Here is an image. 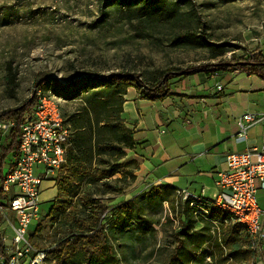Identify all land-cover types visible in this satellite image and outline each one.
Masks as SVG:
<instances>
[{"label":"rangeland","instance_id":"obj_1","mask_svg":"<svg viewBox=\"0 0 264 264\" xmlns=\"http://www.w3.org/2000/svg\"><path fill=\"white\" fill-rule=\"evenodd\" d=\"M167 1L163 15L139 21L102 0H0V113L29 99L42 75L46 80L39 89L57 99L70 128L65 166L41 182L37 218L28 229L34 248L47 250L44 264H54L48 250L73 221L60 212L53 218L50 209L66 205L64 213L73 210L90 224L98 203L108 207L100 223L114 256L96 264H264L262 242L255 247L244 231L233 232L224 220L207 221L208 205L192 201L186 208L177 191L172 201H164L150 192L151 184L137 179L133 147H124L120 126L128 128L124 96L137 88L106 80L129 73L148 81L155 70L264 54V0H191L189 7ZM186 33L195 40L178 38ZM5 134L0 128V146ZM11 158L12 153L5 156L3 173ZM97 167L114 173L95 180ZM187 216L186 234L179 235ZM13 220L10 209H0L1 236L8 240ZM66 264L86 263L76 256Z\"/></svg>","mask_w":264,"mask_h":264},{"label":"crops","instance_id":"obj_2","mask_svg":"<svg viewBox=\"0 0 264 264\" xmlns=\"http://www.w3.org/2000/svg\"><path fill=\"white\" fill-rule=\"evenodd\" d=\"M167 89L153 100L134 89L124 96L122 117L134 139L135 174L149 185L202 192L203 205H208L217 172L225 169V155L264 144V81L229 69L175 77ZM244 113L260 120L247 129L244 141L235 142L237 120ZM256 186L264 230V188ZM259 250L264 252V240Z\"/></svg>","mask_w":264,"mask_h":264},{"label":"built area","instance_id":"obj_3","mask_svg":"<svg viewBox=\"0 0 264 264\" xmlns=\"http://www.w3.org/2000/svg\"><path fill=\"white\" fill-rule=\"evenodd\" d=\"M53 78L59 80L57 76ZM35 97V105L18 123L16 154L0 180V190L9 197L0 204V209L7 207L15 217L9 240L1 236L4 257L0 258V264H44L46 260L47 250L34 248L28 229L37 218L41 182L51 179L65 162L70 128L54 96L36 89ZM259 120L250 113L242 114L237 120L234 141H244L247 129ZM14 124V120L0 121V128L7 132ZM224 162L225 169L217 172L216 190L207 204L226 212L256 247L264 240L256 200V182L264 188V144L231 151L225 155ZM178 193L192 201L203 199L202 192L200 195L188 191Z\"/></svg>","mask_w":264,"mask_h":264},{"label":"trees","instance_id":"obj_4","mask_svg":"<svg viewBox=\"0 0 264 264\" xmlns=\"http://www.w3.org/2000/svg\"><path fill=\"white\" fill-rule=\"evenodd\" d=\"M105 7H119L130 20L133 17H136L139 21H154L157 17L164 14L163 12L167 9V0H102ZM183 6H192L191 0H176ZM102 11V15H103ZM135 12H138L135 15ZM133 14V15H132ZM133 16V17H132ZM178 38L182 41H194V36L186 33L181 34ZM205 42L206 39H202ZM209 44V43H206ZM229 69H238L240 71L246 72L248 74L254 75L261 80L264 81V54L262 52H253L249 54L247 57H239L233 58L229 60H218L212 63H206L203 65H199L196 67H187L186 69L181 68H166L163 70H155L151 73L150 80H142L139 77L129 74V73H116L109 75L106 80L114 81V82H122L124 85H132L135 86L139 92L141 98L146 99H156L162 96H165L168 91V82L179 76L190 75L197 72H205V73H214L219 70H229ZM33 83L35 89L33 94L29 99L23 102L18 107L13 109H9L0 113V121L6 120H14L15 124L11 126L5 134L6 144L0 146V180H2L4 173L2 172V162L5 156L8 153H12L13 157L16 154V150L18 147V136H19V128L18 123L21 119V116L28 112L35 105V91L39 89V86L43 84L46 80V77L40 75L38 76ZM56 83H59L57 80H54ZM75 82L72 83L71 87L74 86ZM65 120V119H64ZM124 131L126 132L124 138V147L134 146V139L132 137V131L128 128L120 125ZM70 139V138H69ZM125 154L124 151H122ZM134 163V170L138 168V163L135 160H132ZM65 162L61 165V168L65 166ZM114 171L111 169H103V168H95L94 170V178L95 180H101L110 177ZM150 192H155L156 195H161L162 200L164 201H172L175 197L174 193L176 192V188L172 185H151L149 186ZM147 190V196L152 197V195ZM177 192H179L177 190ZM164 194V195H163ZM9 199L8 195L4 194L0 190V204L3 201H7ZM89 203H93V200H87ZM202 201V200H201ZM192 202V198L187 197L182 204L186 208H188V204ZM203 204L206 203L202 201ZM87 204V203H85ZM206 208L208 207L207 205ZM66 205H60L58 207H53L50 209V213L53 218H56L58 212L62 213L64 216H70L73 221L69 224V228L66 230V234L60 238H58L57 242L48 250V253L51 254L54 259V264H66L69 260L73 259L76 256H82L86 264H96L98 263L102 257L104 256H114L113 245L109 242V238L104 231L103 225L100 223L101 215L108 210L107 205L104 203H98L96 205L94 213L91 215L92 220L91 223L88 224L83 219H78L74 215L73 210H68L67 213H64L66 210ZM192 208V207H191ZM182 213H180L181 216ZM136 219H140L139 213L136 212ZM207 221H219L220 224H223V220H226V225L228 229L233 232H237L241 230L239 225L235 222H232L229 215L216 208V207H208L207 214L203 215ZM124 218L121 217L119 222L123 221ZM191 219L187 216L183 218L181 221L182 228L177 230L179 235L186 234V224L190 223ZM139 224L142 225V222L139 221ZM75 228V229H74ZM28 238L29 234H28ZM180 246V245H179ZM178 246V247H179ZM177 247V248H178ZM249 252H251L249 250ZM4 257V253L1 248V232H0V258ZM172 258H175L173 256ZM173 260V259H172ZM2 264H5L3 262ZM184 264V263H183Z\"/></svg>","mask_w":264,"mask_h":264}]
</instances>
